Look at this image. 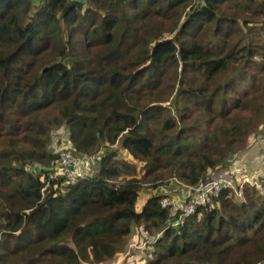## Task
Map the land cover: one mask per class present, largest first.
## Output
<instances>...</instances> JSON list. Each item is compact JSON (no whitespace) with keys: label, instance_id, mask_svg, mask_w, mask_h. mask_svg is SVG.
I'll return each instance as SVG.
<instances>
[{"label":"trees","instance_id":"16d2710c","mask_svg":"<svg viewBox=\"0 0 264 264\" xmlns=\"http://www.w3.org/2000/svg\"><path fill=\"white\" fill-rule=\"evenodd\" d=\"M262 95L264 0H0V264H109L136 227L144 264H264V174L161 205L233 174ZM64 143L98 155L76 184Z\"/></svg>","mask_w":264,"mask_h":264},{"label":"built area","instance_id":"2783aa9c","mask_svg":"<svg viewBox=\"0 0 264 264\" xmlns=\"http://www.w3.org/2000/svg\"><path fill=\"white\" fill-rule=\"evenodd\" d=\"M64 145L67 146V149L61 152L58 165L54 170V176L63 177L67 184H76L89 176L91 165L98 155L95 153L86 158H80L69 149L70 143H64ZM231 171L233 174L221 169L217 174L204 179L199 185L190 186L191 202L176 204L172 198H163L161 204L162 206H173L179 214L176 224H183L190 214L194 213L199 206L211 202L212 197L219 195L223 188L231 187L237 196L242 197L248 184H260L257 180L250 179L252 174L249 168L237 165L233 166ZM238 178L239 181H237Z\"/></svg>","mask_w":264,"mask_h":264},{"label":"rangeland","instance_id":"374dc122","mask_svg":"<svg viewBox=\"0 0 264 264\" xmlns=\"http://www.w3.org/2000/svg\"><path fill=\"white\" fill-rule=\"evenodd\" d=\"M262 97L264 99V95H262ZM255 118L259 122H258L257 128L255 129V131L253 132V135L251 137V140H250V145L251 146L247 150H243L242 152H240V154L234 155L233 158H231V163L236 161V160H239V161H241V166H242V164L245 163L246 167L249 168L250 170H252L254 173L258 172L257 173V177H261L264 174V110H263V112L261 114H259ZM62 136H64V131L62 129L60 131H58V132L56 131V133L52 137V142H51L52 145L56 144L57 141ZM67 136L68 135L66 133L65 138ZM122 152L124 154L121 153V152L120 153L124 156V158H127L128 160H132L131 156H129L126 153V151H122ZM142 167H143V163L138 162V172H139L138 177H141L143 174H145V169H143ZM222 168H225V167H222ZM213 175H215V174H213ZM213 175H211V176H213ZM172 181H174L175 184H173V182H172V185L170 187H168V188H170V190H173L177 186L176 181L175 180H172ZM145 183H146L144 185L145 188L143 189V192H142V196L143 197L146 196V193L152 192V189H153L152 188V184L153 183H151V181H146ZM157 189H158V191L160 190V188H157ZM156 190H154V191H156ZM172 194H175V193L172 192ZM153 232H155V230ZM151 239L152 238H150V240H149V242L147 244L144 243V244H146L144 249H139V250H141V252H137L138 256H139V254L142 255L144 251H145L146 255H149V253L151 251V246H150ZM132 262L133 261L129 262L128 264H132ZM138 262H139V264H142V259L140 258L138 260ZM134 264H138L137 261H134Z\"/></svg>","mask_w":264,"mask_h":264},{"label":"crops","instance_id":"0c3cea01","mask_svg":"<svg viewBox=\"0 0 264 264\" xmlns=\"http://www.w3.org/2000/svg\"><path fill=\"white\" fill-rule=\"evenodd\" d=\"M219 172V170L217 172H215L214 174H217ZM135 231L137 230V227L134 229ZM135 231L132 233L131 238H130V245L128 246L127 252L118 255L113 261H111L109 264H128L129 262L133 261L132 264H134V261H137V263L139 264L138 260L140 258H147L148 255L145 254V251L143 252L142 255L138 256L137 252H141L142 248H138L136 246H138V242H137V238L138 236H136ZM133 246L135 248H133ZM145 261H142V264H144Z\"/></svg>","mask_w":264,"mask_h":264},{"label":"water","instance_id":"95a60500","mask_svg":"<svg viewBox=\"0 0 264 264\" xmlns=\"http://www.w3.org/2000/svg\"><path fill=\"white\" fill-rule=\"evenodd\" d=\"M68 138H70V135H68Z\"/></svg>","mask_w":264,"mask_h":264},{"label":"clouds","instance_id":"9594fccd","mask_svg":"<svg viewBox=\"0 0 264 264\" xmlns=\"http://www.w3.org/2000/svg\"><path fill=\"white\" fill-rule=\"evenodd\" d=\"M67 138H68V136H67Z\"/></svg>","mask_w":264,"mask_h":264}]
</instances>
